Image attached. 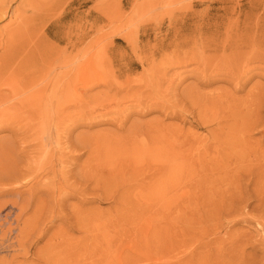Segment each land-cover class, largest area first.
Returning a JSON list of instances; mask_svg holds the SVG:
<instances>
[{"label": "rangeland", "instance_id": "obj_1", "mask_svg": "<svg viewBox=\"0 0 264 264\" xmlns=\"http://www.w3.org/2000/svg\"><path fill=\"white\" fill-rule=\"evenodd\" d=\"M263 50L264 0H0V264H264Z\"/></svg>", "mask_w": 264, "mask_h": 264}, {"label": "bare ground", "instance_id": "obj_2", "mask_svg": "<svg viewBox=\"0 0 264 264\" xmlns=\"http://www.w3.org/2000/svg\"><path fill=\"white\" fill-rule=\"evenodd\" d=\"M25 55H24V57L22 58V63H20L18 66H17V68L15 67L13 70L16 72V73H23L24 75H26V73H27V71H29V69L31 68V67H29L28 65H29V62L31 61V55H32V51H30V49H28V51H26L25 53H24ZM253 55H255V56H259V58H258V60L256 61V62H258L259 64H260V66H258V68H260V69H264V66H262V65H264V50H263V53H255V54H253ZM234 64H236V65H238L239 67L238 68H236V71L235 72H230V73H228V74H226V78H225V80H230V79H232V78H236V77H238V76H240V75H242L245 71H247V70H245V69H243L244 67H243V61L242 60H238V61H235V63ZM235 66V65H234ZM24 67V68H23ZM236 67V66H235ZM18 68H20V69H18ZM241 71V72H238V71ZM35 74H38V76H37V78L38 79H40V78H42V75H41V71H40V69L39 68H35L34 69V71H33ZM37 78H31L29 81L30 82H34V81H37ZM199 84L200 85H202V86H208V85H210L211 84V81H210V79L209 78H203V81L202 82H199ZM40 86V89L42 90V91H44V89L45 88H43V86L44 85H39ZM46 86V85H45ZM46 87H48V86H46ZM59 90L60 91H65V92H68L69 90L68 89H65V83H61V86H60V88H59ZM204 94V93H203ZM207 97H208V95H206ZM213 96V95H212ZM216 97V100H217V98H219V96H215ZM214 97V98H215ZM214 101H215V99H213ZM207 101H209V100H207ZM212 101V100H211ZM66 102V100H64V102H61V101H58V103H57V107L58 108H60V107H62V105H63V103H65ZM79 102V101H78ZM68 103H70V102H68ZM145 112H140L139 114H144ZM125 123V121L124 122H121V123H119V124H117L116 126H117V128H123V124ZM156 124V123H155ZM145 127H142V126H140V127H137L136 129H134L133 131H131L130 133H128L127 135L125 134L122 138H121V136L119 137V138H117V142L115 143L116 145H115V147L117 146V148H118V152L120 153V155H123V156H125V155H131L133 158L135 157L134 155H137V154H139L138 156H136V157H139V158H143L144 159V157H147V156H151V159H152V153L150 154V148H152V147H159L161 144H163V146H164V143H161V141L162 140H164V142H165V140L167 139H164V135L165 134H163V132L165 131V129L163 128V127H161V129L160 128H158V127H155L154 126V123H152V122H148V123H146L145 125H144ZM166 130H167V128H166ZM169 131V130H168ZM166 132V131H165ZM169 134V133H168ZM171 134V133H170ZM167 135V134H166ZM87 136V135H86ZM88 136H90L89 134H88ZM83 137V136H82ZM167 137V136H166ZM168 137H170V136H168ZM172 138H173V136H171ZM80 138V137H79ZM79 138H77V139H79ZM113 138V137H112ZM116 138V137H115ZM176 138H178V136L176 137ZM175 138V139H176ZM111 139V138H110ZM109 139V140H110ZM114 139V138H113ZM121 139V140H120ZM174 139V138H173ZM174 139V140H175ZM85 140V139H84ZM103 140H105V139H103ZM151 140H152V142L154 143H152L151 142ZM78 141H80V139L78 140ZM93 141H94V139H93ZM99 141V140H98ZM111 141H113V140H111ZM115 141V140H114ZM170 141H171V139H170ZM177 141H178V139H177ZM176 141V142H177ZM82 142V141H81ZM108 142V141H107ZM172 142V141H171ZM173 142H175V141H173ZM172 142V143H173ZM176 142H175V144H176ZM106 143V142H105ZM105 143H104V145H105ZM108 143H110V142H108ZM113 144H114V142H112ZM168 144H169V141L167 142ZM167 143H165V144H167ZM86 144V143H85ZM96 144V143H95ZM111 144V143H110ZM110 144H107V145H109L110 146ZM159 144V146H156V145H158ZM179 144V143H178ZM84 145V144H83ZM103 145V144H102ZM106 145V146H107ZM153 145H155V146H153ZM170 145H171V143H170ZM170 145H169V147H170ZM173 145H174V143H173ZM82 146V145H81ZM114 146V145H113ZM113 146H112V148H113ZM152 146V147H151ZM162 146V147H163ZM166 146V145H165ZM168 146V145H167ZM166 146V147H167ZM108 147V146H107ZM111 147V146H110ZM178 147V146H177ZM189 147V146H188ZM105 148V147H104ZM112 148L110 149V150H112ZM165 148V147H164ZM158 149V148H157ZM159 149H162L161 148V146L159 147ZM168 149V148H167ZM166 148H165V150H167ZM188 149V148H187ZM115 151H116V149H114ZM153 150V149H152ZM156 149H154L153 150V153H154V151H155ZM172 150V152L171 151H169L170 153H173V149H171ZM189 150V149H188ZM158 152H160L159 150H157ZM161 151H164V150H161ZM182 152H183V150H181ZM105 152H107V151H105ZM110 152V151H109ZM133 152H135V153H137V154H134ZM139 152V153H138ZM181 152V153H182ZM186 152H187V150H186ZM117 153V152H116ZM131 153V154H130ZM144 153V154H143ZM156 154H157V152H155ZM164 153V152H163ZM169 153V154H170ZM181 153L179 152V154H178V152H176V155H179L180 157H181ZM185 153V152H184ZM183 153V154H184ZM112 155H113V153H111ZM156 154H154V156H157ZM160 154V153H159ZM167 154V153H166ZM109 155H110V153H109ZM163 156H165V154H162ZM168 155V154H167ZM171 156L173 155V154H170ZM105 156V155H104ZM141 156V157H140ZM161 156V155H160ZM159 156V157H160ZM110 157V156H109ZM162 157V156H161ZM173 157V156H172ZM178 156H176V158H177ZM179 157V158H180ZM123 158H125V157H123ZM132 158V159H133ZM138 158V159H139ZM156 158V157H155ZM166 158V157H165ZM171 157L169 156L168 157V159H166L165 161H163V162H165L164 164H161V163H159V162H156V160H158V159H154L155 160V162H156V164L157 163H159L158 165H157V167H158V172H156L157 174L156 175H153V178H150V179H153V180H155L156 182H158L157 183V189H158V191L159 192H156L155 191V195L157 196V198H158V200L159 201H162V202H164V198H165V196L167 195H165L164 196V194L163 193H160V192H163V186H162V182L161 181H165V175L167 174V175H169V176H173V179L178 175L179 177H180V175L181 174H179V173H181L183 170H181L179 173H178V171L180 170L179 168H178V165H179V167H180V165L182 164V163H180V164H178L177 163V160H176V158H175V155H174V158L172 159H170ZM178 158V159H179ZM110 159V158H109ZM138 159H136V161L138 160ZM142 159V160H143ZM149 159V158H148ZM141 160V162L142 163H144V161H142ZM145 160V159H144ZM147 160V159H146ZM150 160V159H149ZM149 160H147V161H149ZM182 160V159H181ZM132 161V160H131ZM151 161V160H150ZM179 161H180V159H179ZM185 161V160H184ZM139 162H140V160H139ZM139 162H135L134 161V163H137V165H138V163ZM140 162V163H141ZM146 162V161H145ZM182 162V161H181ZM139 163V164H140ZM151 163H152V161H151ZM151 163L149 164V165H151ZM53 164V163H52ZM147 164V163H146ZM146 164H144V165H142V167L143 166H147ZM144 167V168H145ZM182 168H183V165L181 166ZM164 168H165V171H164ZM146 169H147V167L143 170V171H146ZM148 169H150V170H152L153 168L152 167H150V168H148ZM177 169H179V170H177ZM141 170V169H140ZM174 174H176V176H174ZM178 178V177H177ZM175 180V179H174ZM177 180V179H176ZM155 189H156V187H155ZM162 189V190H161ZM147 194H150V192L148 191L147 192ZM146 194V195H147ZM153 199V198H152ZM154 200H155V198H154ZM166 200V199H165ZM156 202H158V201H156ZM167 202V201H166ZM160 204V203H159ZM155 206H156V204H155ZM75 212V211H74ZM81 214V213H80ZM79 214V215H80ZM84 217V216H83ZM98 224H96V226H97ZM93 228H95V227H93ZM97 229V228H96ZM96 235V234H95ZM109 235V234H108ZM108 235H106V236H108ZM109 237V236H108ZM164 237V235H162V236H160L158 239H161V238H163ZM107 238V237H106ZM98 239V238H97ZM94 240H96L95 239V236H94ZM160 241V240H159ZM164 242V243H163ZM162 242V244H161V246L160 247H158L157 248V252H156V255L155 256H152V258H150V261L151 260H153L154 262H153V264L155 263V261H162V260H164V258H165V253H164V251H162V247L163 248H165L164 246H163V244H165L166 243V245H170V241H168V240H166V241H163ZM107 247V246H106ZM109 247V246H108ZM106 249H108V248H106ZM114 250V249H113ZM177 250H178V245H177V243H173L172 244V247H171V249L170 250H167L166 251V253L167 254H169L173 259L174 258H176V256L178 255V253H177ZM99 252V251H98ZM112 252V251H111ZM110 253V252H109ZM109 253H108V255H109ZM99 254V253H98ZM104 254V253H103ZM106 255H107V253H106ZM116 256V255H115ZM106 257V256H105ZM110 257H114V255L113 256H110ZM122 257L123 258H125V256H123V254L122 253H120V254H118L117 256H116V258L114 259V260H112L111 262H105L104 264H122ZM109 258V257H108ZM110 260H111V258H110ZM109 260V261H110ZM94 263H96V262H94ZM101 263V262H100ZM156 263H158V262H156ZM155 263V264H156ZM160 264V263H159ZM162 264H163V262H162Z\"/></svg>", "mask_w": 264, "mask_h": 264}]
</instances>
